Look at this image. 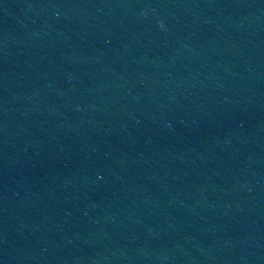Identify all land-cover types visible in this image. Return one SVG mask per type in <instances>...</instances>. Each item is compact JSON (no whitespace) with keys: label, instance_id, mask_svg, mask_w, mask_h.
<instances>
[{"label":"clouds","instance_id":"obj_1","mask_svg":"<svg viewBox=\"0 0 264 264\" xmlns=\"http://www.w3.org/2000/svg\"><path fill=\"white\" fill-rule=\"evenodd\" d=\"M159 27H163V25L161 24V25H158Z\"/></svg>","mask_w":264,"mask_h":264}]
</instances>
